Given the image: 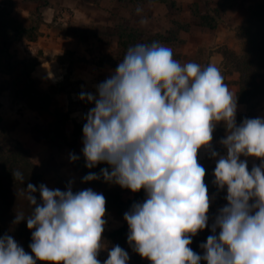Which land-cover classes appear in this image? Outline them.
Returning <instances> with one entry per match:
<instances>
[{
  "label": "clouds",
  "instance_id": "9594fccd",
  "mask_svg": "<svg viewBox=\"0 0 264 264\" xmlns=\"http://www.w3.org/2000/svg\"><path fill=\"white\" fill-rule=\"evenodd\" d=\"M139 12L140 9H137ZM79 98L95 106L83 117L82 153L86 167L107 163L100 174L106 182L146 198L124 214L129 245L152 264H264V118L237 124V96L214 65L180 63L173 50L157 41L129 47L114 73L96 85V93ZM227 129L213 148L218 123ZM201 149L216 158L214 184L227 188L228 203L211 224L212 235L200 255L192 237L209 226L211 198L206 170L198 161ZM261 158L249 170L241 156ZM71 160L79 159L70 154ZM23 181L20 172L13 173ZM39 188L29 183L30 215L17 213L14 223L27 220L33 229L27 253L10 235L0 237V264H128L129 253L119 245L98 259L103 243L106 198L91 188L73 192ZM39 191L42 203L33 193ZM217 229L219 232L217 234Z\"/></svg>",
  "mask_w": 264,
  "mask_h": 264
},
{
  "label": "rangeland",
  "instance_id": "374dc122",
  "mask_svg": "<svg viewBox=\"0 0 264 264\" xmlns=\"http://www.w3.org/2000/svg\"><path fill=\"white\" fill-rule=\"evenodd\" d=\"M174 1L176 7L171 8L165 2L155 0H13L14 14L24 24H38V39L34 42L26 38L12 41L9 53L0 54L1 127L7 133L5 141L9 146L21 143L28 148L33 163L50 189L67 191L72 182L73 192L91 188L103 194L102 189L81 181L80 173L72 164V148L63 141L56 128L55 112L69 114L63 132L73 142V120L83 127L86 123L83 117L95 106L81 100L79 94L82 91L95 94L96 85L110 77L123 59L115 50L118 44L116 26L124 20L148 35L158 32L177 34L178 40L163 45L170 47L174 58L182 64L195 62L205 67L220 60L219 70L224 82L230 91L235 90L237 74L227 65L223 50L241 51L242 40L237 33L241 18L249 6L261 0H242L240 6L221 15L215 12L218 0ZM3 3L4 0H0V5ZM195 3L202 12H210L218 21L217 29L191 23L190 11ZM177 21L182 29L174 24ZM211 56H214L213 61ZM84 70L91 79L79 78L78 72ZM24 72L32 74L34 85L42 95L50 96L49 111L31 108L29 101L21 96L19 90L25 84ZM42 132H47L49 138ZM83 146L81 134L75 152L82 153ZM247 159L251 170L253 161ZM215 166L213 162L208 169ZM214 180V175L206 171V185L214 186ZM105 218L107 223L102 236L105 247L98 256L101 262L108 258L109 231L122 226L125 221L124 216L113 212L106 213ZM14 239L22 246L21 239Z\"/></svg>",
  "mask_w": 264,
  "mask_h": 264
},
{
  "label": "trees",
  "instance_id": "16d2710c",
  "mask_svg": "<svg viewBox=\"0 0 264 264\" xmlns=\"http://www.w3.org/2000/svg\"><path fill=\"white\" fill-rule=\"evenodd\" d=\"M165 2L167 6L174 8L176 2L174 0H155ZM242 4V0H218L215 12L220 15L230 9L238 7ZM13 0H4L3 5H0V54L9 53V44L12 41H18L23 38L34 42L38 39V24L30 26L24 24L16 14H14ZM178 9V8H177ZM191 23L207 27L210 30H215L218 27V21L210 12H202L198 3L191 7ZM177 27L183 28L180 22L174 23ZM117 48L116 53L120 57H124L129 47L137 43H152L157 41L161 44L169 43L178 40L177 34L172 32H158L155 34H146L131 25V22L124 20L117 26ZM238 36L242 40V48L240 52H236L229 48L223 50V57L227 61V65L231 66L232 70L237 74L235 84L237 90L234 96H237V103H244L248 107L249 113L257 111L264 102V0L255 3L246 10L241 18L240 25L237 29ZM26 61H23L25 63ZM24 71V69H23ZM25 84L22 90H19L22 97L29 101L31 108H38L44 111L50 110L51 98L48 95H42L34 85V77L29 72H24ZM64 90H57V92ZM1 107V102H0ZM56 128L61 135L63 141L68 142L72 153L79 157L78 160L72 161L74 168L80 173L81 181L83 177L89 173L100 174L102 168H109L107 163H100L95 168L89 169L86 167V160L83 153H76L75 148L79 143V136L83 134V127L79 121L73 120L75 129L72 133L73 142L68 140V137L63 132L65 121L69 120V114L64 111H56ZM3 121L0 112V237L5 234L22 240L24 250L33 255L29 247L32 242V231L27 227V220H22L19 223H14L17 213H22L25 216L30 215L35 205H31L27 198V185L29 183L39 188L40 184H45L41 172L33 163L30 151L28 148L18 143L16 146H9L5 141L6 131L1 127ZM45 138H49L47 132L41 133ZM20 172L23 175V181L15 179V172ZM84 182V181H83ZM91 187L102 189L103 195L106 198V209L108 212H113L120 216L130 210L135 202H142L146 198V192L141 189L138 192H133L131 189L122 188L120 185L106 182L101 176L98 180L84 182ZM209 191L216 195L215 207L212 208L209 214V226L192 237V244L189 247L200 255H203L204 250L200 248L201 243H206L208 236L212 235L211 224L214 221L218 210L225 206L227 189L220 190L214 185L208 187ZM37 199V203H42V198L39 191L33 193ZM219 207V208H218ZM129 232L127 221L123 225L112 229L108 234L109 250L119 245L124 248L130 256L128 264H152L149 259L141 257L129 245L127 235ZM219 229H217V234ZM36 264H48V262L37 260ZM201 264H207L206 261H201Z\"/></svg>",
  "mask_w": 264,
  "mask_h": 264
},
{
  "label": "crops",
  "instance_id": "0c3cea01",
  "mask_svg": "<svg viewBox=\"0 0 264 264\" xmlns=\"http://www.w3.org/2000/svg\"><path fill=\"white\" fill-rule=\"evenodd\" d=\"M211 59L213 61L214 56H211ZM212 65L216 66L218 69L221 66V61L219 60L217 63ZM102 68V67H101ZM79 74H77L79 76V78L82 79H91L89 76L88 71L84 70L83 72H78ZM93 79V78H92ZM237 90V85H235V90L231 91L233 94H235ZM245 118H264V102L263 105L261 106V108H259L257 111H255L254 113H249L248 111V107L246 104L244 103H237V113H236V121L237 124L242 123V121ZM227 135V129L224 126L223 122L218 123L216 126V129L213 133V141H212V145L213 148L218 151L221 155H226L227 153V149L220 143L221 138H226ZM219 157L216 158H212L210 157V152L207 149H201L199 154H198V161L199 163L205 168V170L207 172H209L211 175H214V168L208 169V165H210L211 163L215 162ZM248 157L245 156H241L242 160H247L248 162ZM249 161H253L252 165L255 166L257 163V157L254 156H249ZM215 177V176H214ZM209 195L211 198V204L210 207H215V203H216V195L212 192L209 191Z\"/></svg>",
  "mask_w": 264,
  "mask_h": 264
},
{
  "label": "built area",
  "instance_id": "2783aa9c",
  "mask_svg": "<svg viewBox=\"0 0 264 264\" xmlns=\"http://www.w3.org/2000/svg\"><path fill=\"white\" fill-rule=\"evenodd\" d=\"M261 158H257V163H256V165L255 166H259L260 164H261Z\"/></svg>",
  "mask_w": 264,
  "mask_h": 264
}]
</instances>
